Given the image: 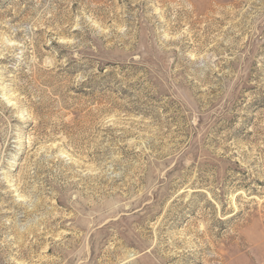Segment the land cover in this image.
I'll return each mask as SVG.
<instances>
[{
	"label": "rangeland",
	"instance_id": "1",
	"mask_svg": "<svg viewBox=\"0 0 264 264\" xmlns=\"http://www.w3.org/2000/svg\"><path fill=\"white\" fill-rule=\"evenodd\" d=\"M0 264H264V0H0Z\"/></svg>",
	"mask_w": 264,
	"mask_h": 264
}]
</instances>
